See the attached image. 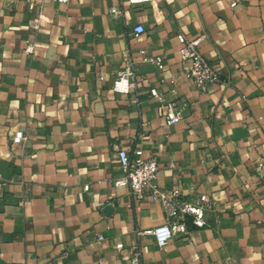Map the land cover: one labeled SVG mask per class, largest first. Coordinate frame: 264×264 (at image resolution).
Masks as SVG:
<instances>
[{
    "label": "crops",
    "instance_id": "1",
    "mask_svg": "<svg viewBox=\"0 0 264 264\" xmlns=\"http://www.w3.org/2000/svg\"><path fill=\"white\" fill-rule=\"evenodd\" d=\"M178 33L201 37L218 71L205 91L183 74ZM127 62L136 89L115 91ZM119 148L154 156L159 187L208 195V224L164 247L136 236L164 213L114 184ZM261 161L264 0H0V264H131L135 246L139 264H264Z\"/></svg>",
    "mask_w": 264,
    "mask_h": 264
},
{
    "label": "built area",
    "instance_id": "2",
    "mask_svg": "<svg viewBox=\"0 0 264 264\" xmlns=\"http://www.w3.org/2000/svg\"><path fill=\"white\" fill-rule=\"evenodd\" d=\"M150 1L152 0H129L131 3ZM111 12L116 14L118 9L113 7ZM39 22L40 19L37 18L30 21V25L38 28ZM143 32V25L138 24L133 27V35L138 36ZM176 36L181 44L179 57L182 61L189 63L188 67L183 69L184 76L193 82L196 89L205 91L207 84L217 80L219 75L214 65L200 50L201 37L187 39L183 33H178ZM156 63L161 67L160 59H156ZM113 89L123 93L136 89L134 69L131 62H127L124 68L116 73ZM150 94L158 101V113L164 117L168 124L176 123L180 119L178 112L175 110L174 102H165L163 95L158 92L157 88H152ZM26 139L27 136L24 132L17 130L13 134L12 142L23 143ZM117 157L123 175L115 179L114 184L128 186L131 196L136 200H140L147 195L150 196L152 200L157 201L161 205L164 213V221L162 223L151 229H135L134 234L136 236L150 234L157 246L164 247L175 236L188 233L190 223L198 227L208 224L206 212L213 209V203L208 195L199 194L185 198L179 187H159L156 185L158 165L154 156L147 158L130 157L125 149L119 148ZM258 166L260 168L264 167V161L258 163ZM121 247L122 243H116V248ZM140 259L139 247L135 246L131 252V264H139Z\"/></svg>",
    "mask_w": 264,
    "mask_h": 264
}]
</instances>
